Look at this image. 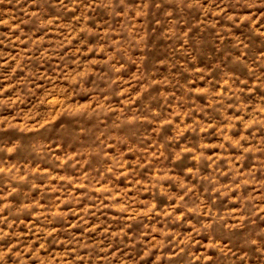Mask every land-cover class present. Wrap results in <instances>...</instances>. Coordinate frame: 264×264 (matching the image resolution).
Wrapping results in <instances>:
<instances>
[{
    "label": "rangeland",
    "instance_id": "374dc122",
    "mask_svg": "<svg viewBox=\"0 0 264 264\" xmlns=\"http://www.w3.org/2000/svg\"><path fill=\"white\" fill-rule=\"evenodd\" d=\"M0 264H264V0H0Z\"/></svg>",
    "mask_w": 264,
    "mask_h": 264
}]
</instances>
